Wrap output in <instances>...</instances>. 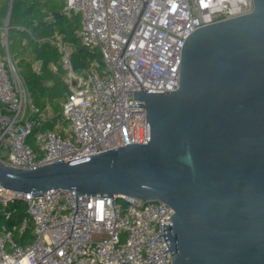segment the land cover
Segmentation results:
<instances>
[{
	"label": "built area",
	"instance_id": "built-area-1",
	"mask_svg": "<svg viewBox=\"0 0 264 264\" xmlns=\"http://www.w3.org/2000/svg\"><path fill=\"white\" fill-rule=\"evenodd\" d=\"M62 1L66 14L81 15V45L98 50L103 68L93 62L88 72L75 73L70 45L57 31L50 36L69 70L61 104L69 125L59 120L41 130L52 119L51 108L39 111L33 105L7 35L2 37L7 55L0 52V160L7 165L35 168L147 142L145 109L128 107L140 101L134 90L177 89L188 35L254 6L253 0ZM19 200L26 203L27 216L0 227V264H172L163 233L174 209L166 202L64 188L33 196L0 184L6 219Z\"/></svg>",
	"mask_w": 264,
	"mask_h": 264
},
{
	"label": "water",
	"instance_id": "water-1",
	"mask_svg": "<svg viewBox=\"0 0 264 264\" xmlns=\"http://www.w3.org/2000/svg\"><path fill=\"white\" fill-rule=\"evenodd\" d=\"M253 2L188 35L177 89L134 90L147 142L35 168L0 160V184L160 200L174 209L172 264H264V0Z\"/></svg>",
	"mask_w": 264,
	"mask_h": 264
},
{
	"label": "trees",
	"instance_id": "trees-1",
	"mask_svg": "<svg viewBox=\"0 0 264 264\" xmlns=\"http://www.w3.org/2000/svg\"><path fill=\"white\" fill-rule=\"evenodd\" d=\"M63 8L62 0H0V27L11 13L9 52L30 91L33 105L39 111L49 106L53 113L52 119L44 123L41 130L53 127L59 120L67 123L61 116V104L68 93L69 70L58 47L47 39L58 30L62 39L68 42L75 73H86L94 65L98 70L103 68L98 50L81 45L80 19L74 14L69 16ZM56 12L63 16L55 17ZM1 41L0 52H3ZM37 61L40 64L36 69L34 64ZM15 207L17 210L10 219L5 218L0 207V227H10L27 216L25 202L12 203V208Z\"/></svg>",
	"mask_w": 264,
	"mask_h": 264
},
{
	"label": "rangeland",
	"instance_id": "rangeland-1",
	"mask_svg": "<svg viewBox=\"0 0 264 264\" xmlns=\"http://www.w3.org/2000/svg\"><path fill=\"white\" fill-rule=\"evenodd\" d=\"M74 15L77 16L79 19H81V15L80 14H74ZM6 21H5V24L0 27V35H1V39L0 40H2V37L3 38L6 37L7 34H8V37H9V29H10V27L9 28L6 27ZM1 42H2L1 46L3 47V52H1V53L4 55V57H6L7 50H6V47H5L4 43H3V41H1ZM66 125H69V123L67 122ZM32 144L35 145V141H33Z\"/></svg>",
	"mask_w": 264,
	"mask_h": 264
},
{
	"label": "crops",
	"instance_id": "crops-1",
	"mask_svg": "<svg viewBox=\"0 0 264 264\" xmlns=\"http://www.w3.org/2000/svg\"><path fill=\"white\" fill-rule=\"evenodd\" d=\"M73 14H76V13H73ZM73 14H71V15H69V16H72ZM81 23V22H80ZM56 32V31H55ZM57 32H58V30H57ZM80 34V33H79ZM8 40H9V37H8ZM65 41V40H64ZM68 43V42H67ZM39 64H40V62L39 61H37V62H35V64H34V67L37 69L38 68V66H39Z\"/></svg>",
	"mask_w": 264,
	"mask_h": 264
}]
</instances>
